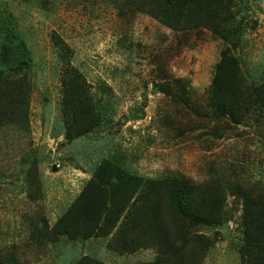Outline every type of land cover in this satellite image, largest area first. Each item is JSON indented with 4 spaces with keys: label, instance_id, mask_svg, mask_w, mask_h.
Segmentation results:
<instances>
[{
    "label": "rangeland",
    "instance_id": "obj_1",
    "mask_svg": "<svg viewBox=\"0 0 264 264\" xmlns=\"http://www.w3.org/2000/svg\"><path fill=\"white\" fill-rule=\"evenodd\" d=\"M155 7L147 0H0L30 52L28 68L3 78L0 90L1 113H15L0 124V264H73L84 255L109 264L153 262L158 246L128 252L121 238L129 204L153 199L147 185L121 199L129 204L110 216L111 225L93 227V214L87 238L41 237L42 218L52 227L77 202L79 210L86 200L103 204L89 182L104 161L146 178L221 185L219 220L185 227L186 237L196 231L210 244L186 264H240L243 202L235 189L264 192V116L252 92L264 84V0H242L239 16L250 25L232 51L238 65L225 73L237 124L213 109L211 84L225 43L200 23L166 26L151 15ZM58 38L100 122L70 142L60 112ZM13 81L25 84L18 90Z\"/></svg>",
    "mask_w": 264,
    "mask_h": 264
},
{
    "label": "trees",
    "instance_id": "obj_2",
    "mask_svg": "<svg viewBox=\"0 0 264 264\" xmlns=\"http://www.w3.org/2000/svg\"><path fill=\"white\" fill-rule=\"evenodd\" d=\"M156 6L152 16L172 29H182L190 22L202 24L217 35L227 46L218 63L217 73L211 84L214 97L213 109L217 115H228L235 124L239 122L238 104L231 103L233 81L226 79L225 73L238 65V59L232 55L243 41L246 27L250 25L247 19L239 16L242 0H147ZM255 23V22H254ZM253 23V24H254ZM0 90L7 87L3 78L18 75L28 68L30 52L21 34L18 32L12 14L0 10ZM59 47L64 61L62 71V88L60 112L66 127L65 140L72 141L80 135H87L99 125L96 113L97 106L91 103L88 90L80 82L79 75L71 66L70 48L58 38ZM24 78V77H22ZM11 81V80H7ZM20 90L25 84L13 81ZM256 104L261 106L264 116V84L255 86L252 90ZM18 109H22L17 106ZM14 114L9 109L1 113L0 124L12 121ZM25 129L28 119L22 118ZM36 168L32 163L29 171ZM91 186L99 188V201L103 204L95 206L87 201L77 209L78 202L57 219L52 227L45 218L41 219V237L50 240L57 236L84 237L91 235V216H94L93 227L100 229L103 220L110 224V216L120 215L129 203L128 201L139 188L147 185V192L153 199L150 203L134 200L129 204L128 213L121 223V238L124 251L132 252L140 247L158 246L160 252L149 264H186L197 249L209 247V238L205 234L192 231L186 237V228L206 226L217 222L220 209L225 200L221 185L195 186L192 181L179 177L146 178L133 174L115 163L104 161L96 169ZM236 195L243 202V242L239 247L240 264H264V192L253 194L235 189ZM164 192V198L162 197ZM140 204L139 209L136 205ZM131 215L132 217H129ZM181 226L178 232H173L171 225ZM179 237L181 238L179 240ZM73 264H109L90 256H82Z\"/></svg>",
    "mask_w": 264,
    "mask_h": 264
},
{
    "label": "water",
    "instance_id": "obj_3",
    "mask_svg": "<svg viewBox=\"0 0 264 264\" xmlns=\"http://www.w3.org/2000/svg\"><path fill=\"white\" fill-rule=\"evenodd\" d=\"M54 169H55V167H54Z\"/></svg>",
    "mask_w": 264,
    "mask_h": 264
}]
</instances>
